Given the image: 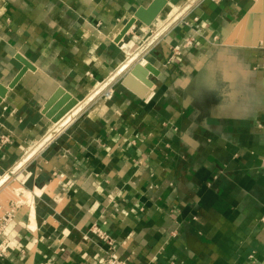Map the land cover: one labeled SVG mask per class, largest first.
<instances>
[{"label":"crops","instance_id":"1","mask_svg":"<svg viewBox=\"0 0 264 264\" xmlns=\"http://www.w3.org/2000/svg\"><path fill=\"white\" fill-rule=\"evenodd\" d=\"M182 2L0 0V176ZM263 15L264 0H203L140 75L129 65L111 99L56 134L23 169L30 199L0 234V264H102L93 224L130 264H264ZM22 58L33 68L10 87Z\"/></svg>","mask_w":264,"mask_h":264},{"label":"built area","instance_id":"2","mask_svg":"<svg viewBox=\"0 0 264 264\" xmlns=\"http://www.w3.org/2000/svg\"><path fill=\"white\" fill-rule=\"evenodd\" d=\"M189 2V4L187 3ZM203 0H186L185 7H177L172 13H170V16L164 19V21L156 24L152 30H150V34L147 33L146 36L142 39H140L137 42V46H135L134 52H129L128 57L126 58V61L119 64L118 68H116L113 72H111L109 75L101 79L99 82H97L96 86L91 90V93L89 95L90 102L85 106V108L76 115L66 126H68L73 120H75L86 108H88L89 105H91V102H95L96 100H108L111 99L114 95L115 91V84L121 78V76L127 71V67L130 65H136L137 63L144 64L145 65V58L146 55L155 48L166 36L169 30L175 26V24L179 22H183L185 14L195 5L199 4ZM187 4V5H186ZM172 19V20H170ZM170 20V22L165 27V21ZM149 32V31H148ZM195 41V37L192 34H189L185 36L180 42L173 45L170 49V54L167 58V63L173 62L176 60V58L182 53V50L186 47H189L193 44ZM216 36L213 37V43H215ZM132 50V49H131ZM131 55V56H130ZM122 64L125 65L122 67ZM134 65V66H135ZM87 100V99H86ZM85 100V101H86ZM145 100H149L148 97ZM84 102V100H82ZM78 102H81V100H77L76 103L66 112L64 113L60 119H58L56 122L61 120L72 108H74ZM54 123V124H55ZM53 124V126H54ZM52 126V127H53ZM64 126L63 128H65ZM63 128L58 130L56 134H58ZM54 134V136L56 135ZM54 138V137H53ZM2 142H8L9 136L4 135L1 138ZM25 167V166H24ZM24 167L21 168V164L19 163L14 167L13 170H9L10 173L15 175V169L18 168L19 172H23ZM25 173H28L27 171ZM6 174V173H5ZM0 176V191L3 188V183L5 182V179L3 178L4 175ZM19 174V173H18ZM27 178H24L22 180V183L24 184L26 182ZM11 188V187H10ZM19 202H16V200H13L12 198H0V234L8 224V222L15 216V208L19 205ZM9 205L10 211L6 212L5 214H1V211L6 208V206ZM90 232L96 235L100 240L104 241L108 245V249L106 251V257L102 264H130L127 261L121 259L119 256L116 255V248H117V242L112 237V235L107 231L104 230L100 225L93 224L90 227ZM9 242L6 240H2L0 242V255L5 252V250L8 248Z\"/></svg>","mask_w":264,"mask_h":264},{"label":"rangeland","instance_id":"3","mask_svg":"<svg viewBox=\"0 0 264 264\" xmlns=\"http://www.w3.org/2000/svg\"><path fill=\"white\" fill-rule=\"evenodd\" d=\"M186 0H184V2H185ZM184 2H182V4H179L178 6H176L173 10H171L170 12H169V14H168V16H170V13H172L177 7H185V3ZM187 3L189 4V2L187 1ZM187 5V4H186ZM168 16H166V18L168 17ZM170 20H172V19H170ZM170 20H167V21H165V27H166V25L170 22ZM149 34H150V31L148 32ZM218 43H219V40H218ZM135 46H137V43H135V45H133V47H132V50H131V52H134V49H135ZM135 53V52H134ZM131 56V55H130ZM97 84V83H96ZM96 86V85H95ZM94 86V87H95ZM93 90V89H92ZM90 93H91V90H90V92H89V94L87 95V96H85V97H83V98H80V100L82 101V100H84V102H85V100L86 99H88L89 98V95H90ZM88 97V98H87ZM87 102H85V104L87 105L89 102H90V100L88 99V100H86ZM100 100H96L95 102H91V106L92 105H95V104H97L98 102H99ZM79 103L80 102H78V104H77V106H76V108H75V110L77 109V107L79 106ZM83 103V102H82ZM74 110V109H73ZM72 110V111H73ZM74 110V111H75ZM70 114V113H69ZM68 117H70V115H66V116H64L61 120H59L58 122H56L55 123V125L53 126V127H51V126H43L42 127V131H40L39 132V134L34 138V140H32L31 141V143H28L23 149H22V151H21V154H20V156H19V158H18V164L22 161V163H21V168L22 167H24L27 163H29V161L30 160H32V158H34L35 156H37V154H38V152L42 149V148H44L45 146H46V144L48 143V142H50L52 139H53V137H54V135L51 137V139L49 140V141H47V142H45L44 143V146H42V148H40L38 151H36L35 153H32V155H30L29 157H28V159L27 160H25V162L23 161L30 153H31V151L33 150L32 148H34L38 143H40V142H42L43 141V139L49 134V132H51V130L52 129H54V128H56L58 125H60V123L62 122V121H64L65 119H67ZM57 132V131H56ZM56 132H54L53 134H56ZM30 151V152H29ZM27 154V155H26ZM26 155V156H25ZM24 162V163H23ZM18 164H14L15 166L16 165H18ZM12 166L11 168H10V170H13L14 169V167L15 166ZM15 175H18V176H13V174L12 173H10L9 171L4 175V179H5V182L3 183V188H2V190L0 191V198L1 199H4V198H12L13 200H16V202H19V203H23V204H28V201H29V199H27V198H22L27 192H26V190L28 191V193H29V190L27 189V182H25L24 184L22 183V180L24 179V176L22 175V173L21 172H19L18 171V168H16L15 169ZM19 173V174H18ZM20 184V185H19ZM11 187V188H10ZM23 191V192H22Z\"/></svg>","mask_w":264,"mask_h":264},{"label":"water","instance_id":"4","mask_svg":"<svg viewBox=\"0 0 264 264\" xmlns=\"http://www.w3.org/2000/svg\"><path fill=\"white\" fill-rule=\"evenodd\" d=\"M158 10V7L155 5V4H153L151 7H150V9H149V11L151 12L150 14H149V16H150V19L155 15V13H156V11ZM142 12H143V10L142 9H140V10H138L137 12H136V15H135V17H133L131 20H129L128 22H127V24L124 26V28H123V30L121 31V33H120V35L117 37V41H119L124 35H125V33L129 30V28L133 25V23H135V21H136V19L138 18V17H140V18H144L143 17V15H142ZM263 25H262V29H261V32H260V38L262 39V41H263V45H264V15H263ZM147 22L149 21V20H146ZM22 61L24 62V64H25V66H24V68H22L20 71H19V73L17 74V76L14 78V80L12 81V83L10 84V87H13L16 83H17V81L20 79V77L24 74V72L27 70V68H33V65L29 62V61H27V60H25V59H23L22 58ZM139 68H141V64L140 63H137L136 64V67H134V69L132 70V72L133 73H135V74H138L139 72H138V69ZM145 70L144 71H146V69H150V70H152V71H154V72H156V70L152 67V65L151 64H149V65H146V67L144 68ZM138 75H140V74H138ZM128 81H129V76H127V78H126V83H128ZM147 81H149V83H150V80H147ZM7 92V88L5 87V86H3L2 84H0V101H1V97L5 94ZM74 103H76L75 102V100H73L69 105H67L66 107H64L56 116H54L53 117V120L54 121H57L58 119H60L61 118V116L64 114V113H66L73 105H74Z\"/></svg>","mask_w":264,"mask_h":264},{"label":"bare ground","instance_id":"5","mask_svg":"<svg viewBox=\"0 0 264 264\" xmlns=\"http://www.w3.org/2000/svg\"><path fill=\"white\" fill-rule=\"evenodd\" d=\"M125 65H123L122 64V67H124ZM88 98V97H87ZM91 99V98H90ZM89 99V100H90ZM88 100V99H87ZM83 101H81L80 103H79V106L77 107V109L75 110V108H76V106L74 107V108H72V110H70L66 115H70V117H68L67 119H65L64 121H62L61 123H60V125H58L56 128H54V129H52L51 130V132H49V134L43 139V141L42 142H40V143H38L34 148H32L33 150L31 151V153L23 160L24 162H25V160H27L28 159V157L30 156V155H32V153H35L36 151H38L40 148H42V146H44V143L45 142H47V141H49L50 139H51V137L54 135L53 133L54 132H56V131H58L59 129H61V128H63L64 126H66L76 115H78L84 108H85V106H86V104H85V102H87V101H85V102H83ZM70 113V114H69ZM65 115V116H66ZM55 123V122H54ZM55 125V124H54ZM30 152V151H29ZM27 155V154H26ZM25 155V156H26ZM23 162V163H24ZM22 163V161L20 162V164ZM20 185V184H19ZM37 193H39L40 191H41V189H39V188H36V190H35ZM23 192V191H22ZM26 194L22 197V198H27V199H30V192L28 193V191L26 190ZM51 193V192H50ZM51 194H53V193H51ZM26 200V199H25Z\"/></svg>","mask_w":264,"mask_h":264}]
</instances>
